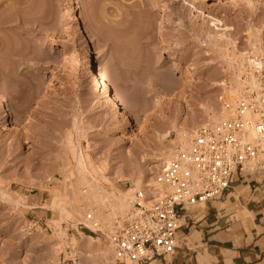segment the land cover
<instances>
[{"label": "rangeland", "instance_id": "rangeland-1", "mask_svg": "<svg viewBox=\"0 0 264 264\" xmlns=\"http://www.w3.org/2000/svg\"><path fill=\"white\" fill-rule=\"evenodd\" d=\"M260 42L264 0H0V264H110L101 248L131 210L122 217L114 200L87 201L76 159L110 195L155 182L163 154L186 144L173 143L176 126L212 122L209 108L220 110L218 95ZM86 58L108 69L129 116L94 88ZM55 197L68 217L51 207ZM209 211L181 222L178 252Z\"/></svg>", "mask_w": 264, "mask_h": 264}, {"label": "built area", "instance_id": "built-area-1", "mask_svg": "<svg viewBox=\"0 0 264 264\" xmlns=\"http://www.w3.org/2000/svg\"><path fill=\"white\" fill-rule=\"evenodd\" d=\"M249 61L258 89L247 88L238 99L221 92L217 101L224 117L199 127L177 147L155 177L157 188L133 193L132 210L108 237L114 264H150L157 259L169 264L166 258L180 250L185 230L181 222L191 209L225 198L237 178L264 173V52L251 50ZM87 221L94 224L92 213Z\"/></svg>", "mask_w": 264, "mask_h": 264}, {"label": "crops", "instance_id": "crops-1", "mask_svg": "<svg viewBox=\"0 0 264 264\" xmlns=\"http://www.w3.org/2000/svg\"><path fill=\"white\" fill-rule=\"evenodd\" d=\"M224 199L226 208L212 201L205 218L192 222L198 238L184 252L167 257L169 264H264V173L237 178Z\"/></svg>", "mask_w": 264, "mask_h": 264}, {"label": "bare ground", "instance_id": "bare-ground-1", "mask_svg": "<svg viewBox=\"0 0 264 264\" xmlns=\"http://www.w3.org/2000/svg\"><path fill=\"white\" fill-rule=\"evenodd\" d=\"M21 2V1H20ZM78 20V18H77ZM24 23V22H23ZM255 49H258L257 51H260V52H264V48H263V43L260 42V43H257L256 46L254 47ZM89 51H88V48L85 49V54H87ZM241 62V61H240ZM248 63V62H247ZM249 64L252 66L253 63L251 61H249ZM238 74L236 73L235 77H233L231 80V85L229 84V86H227L226 88V95L228 96L229 99H238L240 97H243L246 95L248 89L247 88H250L251 90L250 91H255L258 89V84H257V80L256 78L254 77L253 75V70H249L247 68V66L245 64H241L239 63L238 65ZM246 66V67H245ZM254 66H252L253 68ZM106 69V71H105ZM107 68L104 66H99V68L97 70L94 69V65H92L91 61L89 58H86L85 60V63L83 65V71L86 73V74H92L94 76V79H95V82H94V88L99 91L101 93V95H103L105 98H110L111 101L113 102V105L115 108H117L118 110H120L121 112H123L122 114L126 115V116H129L130 114V111L128 110V108L123 104L122 102V99L119 97V95H116V93L114 94V92H112V89L109 85V81H110V74L109 72H107ZM109 74V77H108V74ZM237 72V71H236ZM195 73H192V71L189 73V77H192L194 76ZM242 74H245L246 75V80L245 82L241 80L242 78ZM233 81V82H232ZM247 89V90H246ZM218 109V108H217ZM7 110V105L4 101V99L1 98V101H0V111L2 112H6ZM220 111V112H218ZM208 115H209V119L212 121L210 123H214V122H218L219 120H221L223 117H224V112H222L221 108L220 110H215V109H212V108H209L208 110ZM8 116V115H7ZM204 123H202L201 125L199 124L198 127L200 126H203V125H207V124H210L208 121H203ZM197 124V123H196ZM195 124V125H196ZM175 130H177L178 134H177V140H174L173 143L176 141H179L181 142L182 144L183 143H187L190 136L192 135V130H193V133L196 131V129L194 130V128H188V127H185V126H182V125H177ZM189 131V133H188ZM165 138H168V136H166ZM173 147V146H172ZM167 150V149H166ZM165 152V151H164ZM167 153H164V157L162 158V161L164 163L166 162H169L173 157H174V148H168V150L166 151ZM163 153V152H162ZM76 155V154H75ZM162 155V156H163ZM76 160H78V165L80 167V173L82 175V182L85 183L88 187V189H90L91 191V194H90V197H92L91 199L89 198H86L87 201L89 202H92L93 204L96 203V204H102L103 208H107V204L105 203L106 201H109L110 202L111 200H114L113 202L116 204V208L117 210L113 209L114 211H119L118 213L122 215H125L127 211L129 210H132V196H133V193L137 190H141V189H146V188H157L159 186V184H157V182H152V183H149V184H145L143 181H141L140 179L136 180L133 182V185L131 187V189L129 190V193H124V192H118V195L117 194H112L111 195L108 193V192H105L103 189H101L98 185L99 184H96V183H92L90 181L87 180L86 178V175L88 174V169H87V165L85 164V160H84V157L81 155L79 158H77ZM92 164V163H91ZM93 165V164H92ZM96 167V166H95ZM101 170V169H100ZM90 175V174H89ZM91 176V175H90ZM101 176V175H100ZM95 177V176H94ZM103 177V176H101ZM100 177V178H101ZM107 177H105L106 179ZM132 178V177H131ZM134 178V177H133ZM104 179V180H105ZM137 179V178H136ZM107 180V179H106ZM101 183V182H100ZM58 187V186H57ZM131 191V192H130ZM128 192V191H127ZM116 193V192H115ZM4 195V194H3ZM112 197H114V199H112ZM15 198V197H14ZM23 197H16L15 200L13 199V201H10L9 203H13L15 204L16 206L20 207H24V208H31L32 205H25L23 203ZM10 199V198H9ZM4 200H7L8 199H4ZM112 202V201H111ZM11 203V204H12ZM90 203V204H92ZM64 204V203H63ZM95 205V204H94ZM100 206V205H98ZM97 206V207H98ZM54 210H58L59 213L61 214V217L62 218H65V217H68L69 216V212L68 210L61 204V201L59 198L55 197L53 199V203H52V206H51ZM90 207V205H89ZM93 207V206H92ZM100 209V208H99ZM92 212V211H91ZM94 212V211H93ZM116 212V213H117ZM115 213V212H113ZM128 213V212H127ZM89 214V213H88ZM104 215V214H103ZM117 215V214H116ZM108 217V216H107ZM111 217V215H110ZM188 217V215L184 218V220ZM104 218V217H103ZM104 220H108V219H104ZM120 220V219H119ZM59 222V221H58ZM88 222V221H87ZM106 222V221H105ZM94 224H96V221H94ZM94 224L92 223H89L88 225L90 226H94ZM97 226L99 224H96ZM59 228V227H58ZM60 229V228H59ZM65 229L61 228V231H59L60 233H58L59 235H65ZM39 233V232H38ZM67 236V235H66ZM65 240V238H64ZM66 241V240H65ZM63 242V241H62ZM93 244V243H92ZM95 246V245H94ZM97 246V244H96ZM101 246V245H99ZM62 245L60 243H55L54 245V248H55V253L58 254L61 249H62ZM75 247V246H74ZM102 247V246H101ZM100 247V248H101ZM101 249H104L105 252H106V255L110 254L113 256V248H112V245L111 243L109 242V245H105V247H102ZM104 252V251H103ZM82 253V252H81ZM105 255V256H106ZM109 255V256H110ZM104 256V257H105ZM109 257H107L106 259H108ZM111 259V257H110ZM114 257H112V261L110 264H114Z\"/></svg>", "mask_w": 264, "mask_h": 264}]
</instances>
